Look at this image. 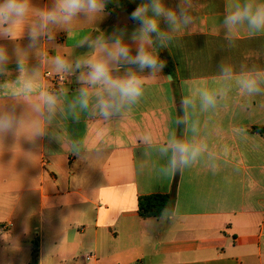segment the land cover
I'll return each mask as SVG.
<instances>
[{"label":"crops","instance_id":"obj_1","mask_svg":"<svg viewBox=\"0 0 264 264\" xmlns=\"http://www.w3.org/2000/svg\"><path fill=\"white\" fill-rule=\"evenodd\" d=\"M142 2L108 0L103 16L81 17L70 34L53 28L54 39L42 37L30 50L38 92L60 94L63 101L64 113L50 122L46 110H32L36 96L13 98L10 85L0 92V109L14 105L17 115L45 122L46 132L0 141V234L7 244L0 252L23 251L16 243L24 241L30 264L35 249L37 264H264V132L253 129L264 126V94L243 96L235 76L220 75L222 63L237 74L264 69V34L242 29L230 43L220 26L229 0H198L195 30L159 50L166 67L146 81L143 97L123 115L104 121L81 113L77 121L67 108L80 87L75 62L90 51L80 41L116 27L131 32L129 15ZM164 2L174 7L178 0ZM52 4L32 0L33 12ZM0 44L10 52L14 47ZM58 54L73 71L55 90L44 72L57 73L51 57ZM129 70L139 72L121 64L114 74ZM206 90L217 93L214 107L201 104ZM185 97L191 103L181 109ZM179 144L201 151L174 171ZM151 193H174L160 217L139 215L138 197ZM87 254L93 257L86 260Z\"/></svg>","mask_w":264,"mask_h":264},{"label":"clouds","instance_id":"obj_2","mask_svg":"<svg viewBox=\"0 0 264 264\" xmlns=\"http://www.w3.org/2000/svg\"><path fill=\"white\" fill-rule=\"evenodd\" d=\"M107 5L108 0H53L51 7L34 13L32 0H0V40L14 42L11 52L0 44V80L3 81L0 92L10 85L16 88L11 94L13 98L36 96L37 103L32 105V110H46L48 122L57 112L64 113L60 94L38 92L37 70L29 68V52L42 37L54 39L53 28H61L70 34L77 20L101 17ZM197 7L198 0H178L174 7L166 6L164 0H145L129 15L135 25L131 32L127 26L116 27L110 34L82 39L79 46L87 45L90 51L75 62V69L81 72L77 78L80 87L67 105L74 119L78 121L81 113H87L90 120L108 121L136 105L144 95L146 81L161 74L166 67L167 62L161 58L159 50L174 45L178 34L195 30L193 12ZM161 21L166 28H161ZM220 26L230 43L242 29L250 35L264 34V0H243V3L229 0ZM25 37L29 41L27 47L19 43ZM13 63L15 69L10 67ZM51 63L58 74L73 71V65L62 54L51 57ZM121 64L135 65L139 72L129 70L123 75H115ZM220 75L225 79L235 76L243 96L264 94V87H261L264 85V69L237 74L230 65L222 63ZM216 96L217 93L202 91V106L214 107ZM189 103L188 97L183 98L181 109ZM21 134H26L29 139L45 136V122L35 116L17 115L14 105L0 109V141ZM49 139L55 140L56 137L50 135ZM143 142L148 143V138H143ZM177 150L178 159L174 153L171 160L174 171H180L181 166L195 161L201 151L186 144H179Z\"/></svg>","mask_w":264,"mask_h":264},{"label":"trees","instance_id":"obj_3","mask_svg":"<svg viewBox=\"0 0 264 264\" xmlns=\"http://www.w3.org/2000/svg\"><path fill=\"white\" fill-rule=\"evenodd\" d=\"M254 130L263 131L264 126H255ZM176 185V183H175ZM174 193H151L138 197V212L142 217H160L170 207ZM37 250L35 249L34 264H37Z\"/></svg>","mask_w":264,"mask_h":264},{"label":"rangeland","instance_id":"obj_4","mask_svg":"<svg viewBox=\"0 0 264 264\" xmlns=\"http://www.w3.org/2000/svg\"><path fill=\"white\" fill-rule=\"evenodd\" d=\"M4 235V234H3ZM2 234H0V245H7L6 243H3L2 241ZM27 239L29 240H35L37 239V235L34 230H31L28 235ZM17 246H21L23 248V251L16 250L11 252V255L9 256L8 253L2 250V253L0 252V264H30V260L32 261V256L29 255V252L26 250V242L19 241L16 243Z\"/></svg>","mask_w":264,"mask_h":264},{"label":"built area","instance_id":"obj_5","mask_svg":"<svg viewBox=\"0 0 264 264\" xmlns=\"http://www.w3.org/2000/svg\"><path fill=\"white\" fill-rule=\"evenodd\" d=\"M44 78L46 80H49L52 83V87L57 90L59 85H62L67 80V74H58V73H52L50 71L44 72ZM11 225V224H10ZM93 257L92 254H87L85 256L86 260H89Z\"/></svg>","mask_w":264,"mask_h":264}]
</instances>
